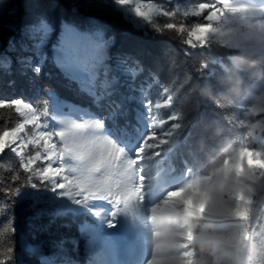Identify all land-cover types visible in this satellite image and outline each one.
<instances>
[{
    "label": "clouds",
    "instance_id": "1",
    "mask_svg": "<svg viewBox=\"0 0 264 264\" xmlns=\"http://www.w3.org/2000/svg\"><path fill=\"white\" fill-rule=\"evenodd\" d=\"M202 3L218 11L203 41L191 45L207 51L192 61L197 78L186 81L173 113L188 132L185 168L169 179L160 164L142 188L129 182L115 211L146 230V264H264V3L195 0L170 23L181 24ZM191 27L167 30L188 44ZM149 190L162 195L144 210Z\"/></svg>",
    "mask_w": 264,
    "mask_h": 264
},
{
    "label": "snow or ice",
    "instance_id": "2",
    "mask_svg": "<svg viewBox=\"0 0 264 264\" xmlns=\"http://www.w3.org/2000/svg\"><path fill=\"white\" fill-rule=\"evenodd\" d=\"M113 4L137 27L146 22L156 33L167 29L183 32L186 26L184 22L161 25L155 20L159 16L171 18L178 13L179 6L175 11L165 10L159 4L142 0H112L111 3L110 0H101V4L94 6L112 7ZM216 11L214 3H202L198 10L185 14L184 18L197 17L206 21L190 24L192 27L186 45L203 41L207 21ZM0 26L8 31L16 30L13 23ZM53 30L49 18L44 15L36 16L31 24L25 26L24 35L30 45L22 44V50L32 55L19 59L22 74L28 70L41 73L49 61L44 49ZM111 43L103 26L81 30L73 23L62 22L59 38L52 47L51 63L60 70L69 85L75 83L78 92L90 98L95 111L67 103L51 91L46 93L48 100L42 105L25 102V99H0V109L14 110L18 115L14 127H5L0 132V154L5 150L14 153L20 158L23 171L29 173L26 184L14 188L9 186L6 191L10 196L43 202L46 207L42 214H83L87 210L100 217L105 209L92 204V201H106L112 206L114 215L117 200L125 193L129 182L142 188L150 170L164 165L163 160L156 158L167 156L165 145L181 135L180 121L173 114L167 118L173 121L168 127L165 126L167 121L160 117V110L172 104L171 95L163 103L153 105V101L148 99V89L152 84L141 88L138 97L125 96L118 91L119 82L113 73L121 72V65L118 63L113 69L107 63V49ZM12 48L14 50V45ZM134 63L135 67L127 68L122 74L134 78L143 71L138 62ZM11 66L10 58H0V70L10 72ZM153 83L158 84L159 81L154 79ZM163 91L168 93L169 89L165 87ZM117 96L119 103L114 99ZM130 100H138L147 109L146 113L137 112V126L131 128L119 120L127 116L125 106ZM165 175L171 179L174 171L165 168ZM19 179V173L12 176L13 181ZM27 187L43 188L44 192H22V188ZM140 195L143 196V191ZM32 250L40 252L39 247ZM66 252V249L59 248L55 256H65ZM0 255L5 257L0 259V264H6L11 258L12 248L8 247ZM43 264H53V260L43 257Z\"/></svg>",
    "mask_w": 264,
    "mask_h": 264
},
{
    "label": "trees",
    "instance_id": "3",
    "mask_svg": "<svg viewBox=\"0 0 264 264\" xmlns=\"http://www.w3.org/2000/svg\"><path fill=\"white\" fill-rule=\"evenodd\" d=\"M112 0H110V3ZM144 3H156L165 10L175 11L176 7L195 2V0H142ZM207 2V0H201ZM264 3V0H261ZM101 4V0H0V24L13 23L15 31H8L0 26V58L8 57L12 61L10 72L0 70V99H25V102H33L42 105L48 100L47 92H54L61 100L80 107H88L96 110L89 97L78 92L75 83L69 85L67 79L58 68L51 63L52 47L56 44L61 23L75 24L81 30H86L95 25L103 26L106 38L112 40L107 49L108 65L115 69L121 65V72H114L119 82L118 91L125 96L140 95L141 88H148V99L163 103L168 95H171L172 104L160 110V117L167 121L166 127L173 121L167 120L176 110L180 99L187 91V82L196 80L191 63L206 54L204 48H192L190 45L181 43L171 36L168 30L156 33L146 22H141L137 27L131 20L112 7ZM47 16L53 26V32L44 49L49 56L41 73L36 74L30 70L22 74L18 63L21 57L32 55L24 52L22 44L30 45L24 35L26 25L31 24L36 16ZM158 24L170 22L171 18L159 16L155 18ZM186 26L191 23L206 22L202 18H182ZM14 45V50L12 46ZM34 62H35V58ZM138 62L143 69L134 78L123 75L122 72L129 67H135ZM158 80L159 83H153ZM167 87L168 93L163 89ZM37 89L39 92L37 93ZM119 103V97H114ZM50 104V101H49ZM126 117H120L122 125L127 124L130 128L137 126V112H147L138 100H130L126 104ZM207 111V109H202ZM18 115L14 110L0 109V132L5 127H14ZM188 132L184 130L178 138L174 152L163 156L164 166L173 171L185 168L183 145L187 141ZM20 174L19 181H13L12 176ZM29 173L20 167V158L9 150L0 154V253H4L8 247L12 248V255L6 264H43V257L53 260V264H102L101 260L91 259L84 250L87 237L91 231L103 232L108 236L113 233L120 241L126 238L125 228L120 224L115 225L119 213L106 207L101 221L86 216L85 214L68 213L60 216L42 214L46 205L33 199H21L10 196L6 189L20 187L27 183ZM36 192L37 189L30 187L22 188V192ZM156 191H153L148 197ZM160 195H162L160 193ZM84 227V231H81ZM114 231V232H113ZM136 238L139 252L132 258L127 254L116 256L112 244L110 264H146V230L144 227L135 226L129 233ZM39 247L40 252L32 249ZM59 248L67 250L65 256H55ZM142 253L144 254L142 256ZM0 259H5L0 255ZM103 259V258H100ZM104 264V263H103Z\"/></svg>",
    "mask_w": 264,
    "mask_h": 264
},
{
    "label": "rangeland",
    "instance_id": "4",
    "mask_svg": "<svg viewBox=\"0 0 264 264\" xmlns=\"http://www.w3.org/2000/svg\"><path fill=\"white\" fill-rule=\"evenodd\" d=\"M135 19L139 20V18H135ZM0 35H1V32H0ZM50 104H51V101H50ZM156 159H163V156L158 157ZM149 189H151V185H149ZM38 190L41 192H44L43 188H40ZM152 192H153V190L148 191L145 204L141 206V208H143L144 210H146V207L148 204H151L154 201L158 200L161 196L160 192L156 191L152 195V197H148V195H150ZM45 195H54V194L45 193ZM92 204H94L96 206L104 207L105 210H106V207L112 208V206L108 205L106 201H92ZM73 207H77V206H73ZM117 213H119V212H117ZM83 214H85L88 217L95 218L97 221H101L102 218L104 217L103 213L100 217H96V216L92 215L91 213H88L87 210ZM114 224L115 225L121 224L125 228V234H127L126 238L124 239V241H120L116 236H113V233H111L108 236L106 233H103V232H95V234H94V231H91L92 234H89L90 236L87 237V242L84 245V250H83L87 253V255L91 259L101 260L102 264L103 263L104 264H110V256H111V250L110 249L112 248V244L114 245L113 247L115 248L114 250L117 253L116 256L118 255V257L122 256L123 253L127 254L129 250L132 251V253H129V256L131 258L133 256H135V253H137V251L139 252V247L136 244V238H134V236H132L131 234L130 235L128 234L135 226H141L139 221H137L134 217H129L127 215L119 213V215L117 217V221L114 222ZM146 236H147V234H146ZM144 254H146L147 258H150V256H151L150 248H148L146 250V253H144ZM144 254L142 253V256ZM100 258H103V259H100Z\"/></svg>",
    "mask_w": 264,
    "mask_h": 264
}]
</instances>
